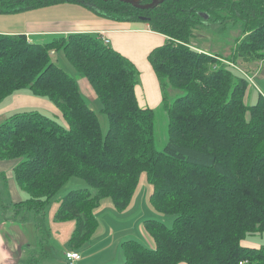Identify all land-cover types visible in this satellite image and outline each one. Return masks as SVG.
<instances>
[{
	"label": "trees",
	"instance_id": "obj_1",
	"mask_svg": "<svg viewBox=\"0 0 264 264\" xmlns=\"http://www.w3.org/2000/svg\"><path fill=\"white\" fill-rule=\"evenodd\" d=\"M62 3L141 21L166 36L147 54L167 115L166 143L157 150L155 111L137 102V68L100 35L33 42L0 33V101L26 91L47 98L64 121L24 110L0 123V160L13 162L14 181L27 194L13 208L43 214L71 177L81 178L96 193L69 191L55 214L56 221H73L67 245L77 252L98 227L100 202L110 198L123 211L145 172L151 206L174 215L173 224L143 220L155 247L124 240L120 264H264V245L244 244L264 233V96L247 102L249 80L237 66L264 60V0H160L148 9L117 0H0V14ZM204 22L218 23L216 32L239 26L228 57L190 46ZM60 49L101 103L104 136L76 80L52 60ZM169 89L181 95L170 100Z\"/></svg>",
	"mask_w": 264,
	"mask_h": 264
},
{
	"label": "crops",
	"instance_id": "obj_2",
	"mask_svg": "<svg viewBox=\"0 0 264 264\" xmlns=\"http://www.w3.org/2000/svg\"><path fill=\"white\" fill-rule=\"evenodd\" d=\"M62 4L54 5L55 7L50 6L11 14H0V22L9 23L4 27H0V33L24 34L28 40L33 42L41 41L46 37L66 36L70 33L100 35L103 41L107 40L110 47L126 56L137 68L138 83L135 85L134 91L139 106L152 109L159 107L162 104V92L153 69L147 60V54L153 48L162 45L166 40V36L152 31L148 24L141 21L114 20L99 16L93 11H89L79 18L68 15L69 13L84 12L80 5L75 8L70 7L71 9L67 13L62 11L64 16L56 17V14L60 12L54 10L64 9V6H61ZM89 88L93 93L90 86ZM6 100L10 101L0 108V123L9 116L7 114L10 113L9 111H15L12 109L26 105L21 104L23 101L25 103L28 101L44 104L49 110H56L55 114L58 115L57 109L51 103L25 93L13 94L11 97H7ZM2 101H0V104ZM12 167V161L0 160V190L3 188L5 191L3 199L0 191V264H26L32 260L35 261L34 264H68L69 261L66 256L61 254L60 250H57L55 245L49 239H45L44 234L41 233V228L43 230L41 221H38V226L41 227L38 234L37 222L31 213H25L24 210L16 211L13 208V203L24 198L23 191L19 189L14 181L11 172ZM102 201L94 210L98 227L90 240L77 251L80 258L74 261V264H119L124 260L120 246L121 242L128 239L138 241L144 239L142 222L153 216L151 211L148 209H145V212L142 210L137 211L136 205L135 209L128 207L127 210L125 208L123 211L118 212L114 210L115 208L113 209L114 206L112 207L108 201L104 202V206H107L106 210L104 208L99 209L101 203H103ZM35 214L38 218H45L44 213ZM125 216H131L132 221L126 220ZM103 221L106 223L112 222L113 226L115 224L120 226L105 228ZM57 222H54L53 225L64 224L61 221ZM73 227L74 223L68 226L67 232L72 231ZM59 228L64 229V226L59 225ZM70 234L71 232L65 236L64 240L66 242ZM244 244L258 246V244L246 241H244ZM38 245H41L42 249L46 251L37 254L36 248Z\"/></svg>",
	"mask_w": 264,
	"mask_h": 264
},
{
	"label": "rangeland",
	"instance_id": "obj_3",
	"mask_svg": "<svg viewBox=\"0 0 264 264\" xmlns=\"http://www.w3.org/2000/svg\"><path fill=\"white\" fill-rule=\"evenodd\" d=\"M79 5L80 4L63 3L61 6H64L65 10L63 8H61V10H54L55 12H60V13L56 14V17L64 16L65 12L67 13L68 11H70L71 8H75ZM80 7H82V10L84 12H82V13L78 12L76 14L69 13L68 15L69 16H77L79 18V17L84 16L85 13H88L89 11H93L85 5H80ZM57 9H59V8H57ZM62 11H64V13ZM8 24H9L8 22H0V27H4V25H8ZM220 28H221V26L218 25V23L204 22L203 24L199 25L194 30V36L190 41V46L192 48H195V49H200L201 51H206V52H209L212 54H220L223 57H228L229 54L232 52L234 39L236 37L240 36V28L238 25L227 24L226 28L224 30L216 32V29H220ZM43 40L41 39V41H34V42H48V41L52 40V37H46ZM51 57H52V60L60 68H62L65 72H67L70 76H72L76 80L78 87H79V90H80L81 94L83 95L84 99L86 100L87 104L97 114L98 119H99V123H100L101 133L104 136L107 132V129H108V118L104 113H102L100 111L101 103L99 102V100L97 98H95L94 94L91 93V90L88 86V83L86 82L84 77L77 74L75 68L69 62V60L66 57L65 53L63 52V50H61V49L60 50H54ZM237 66H238V69L240 71H242L243 74H245V76H247V78L249 80V87H248V91H247V102H249L251 104L257 98L258 93H261L264 96V60H260V61L248 64V65H245V64L239 62L237 64ZM168 91H169L168 94H169L170 100H173L176 97L181 95V92L178 90L169 89ZM21 93L28 94L31 97H37L39 99H45L47 102L51 103L47 98L34 96V95H32L26 91H23V92H20L17 94H21ZM161 95H162V93H161ZM6 99L4 101H2V103L0 104V108L7 105V103L10 101V100H6ZM21 104H26V105H23V107H20V108L12 109L15 111H9L10 113H7V114L10 115L14 112H20V111H24V110H38L41 113H43L47 116H50V117L54 118L55 120H57L58 122L64 124V121L62 120L61 116L55 114L56 110L51 111L44 104H38V103H34V102L31 103L28 101H26V103L23 101ZM51 105H52V103H51ZM154 111H155V146H156L157 150H162L165 143H166V138H167V115H166L165 111L163 110L161 104L159 107L154 108ZM11 176H12V173H11ZM0 188H1V186H0ZM85 188L88 189L92 193V195L96 193V190L94 188L88 186L81 178L71 177L63 185V187H61V189L50 199L49 203L47 204V206L45 207V210H44V217L45 218H38L37 216H35L36 212H34V211L24 210V211H26L25 213L30 212L31 215L34 217L35 221L37 222L36 224H37V233L38 234H39V229L41 228L38 226V221H41L40 223L43 225V230H42V228L40 230L41 233L44 234L45 239H49L55 245L56 249L60 250L61 254H63V255L66 254L65 253L66 251H70L68 248L67 242L64 239H65L66 235H68L70 232H72V231L67 232V228L69 225H71V224L73 225V221H66V222H62L64 224L53 225L54 222H57L55 220V214H56L58 206L60 204V200L69 191L78 190V189H85ZM151 190H152V187L146 179V173L142 172L139 175L137 187L135 189L133 197H132L130 203L128 204L127 208L128 207L134 208L137 205V209H138L137 211L142 210L145 212V209H148L149 211H151V214H153V216L149 217V218L161 221L167 227H171L173 224L174 215L158 212L151 206L150 201H149ZM0 191H1V196L3 199L4 195H5V191L3 190V188ZM22 193H23V198L27 197V194L25 192H22ZM105 201H108L113 207V204H112L110 198H105L102 201L103 203H101V206L99 209L104 208V210H106L107 206L106 205L104 206ZM127 208L125 210H127ZM113 209H114V207H113ZM124 218H126V220L128 219L129 221H132L131 216H125ZM58 222H60V221H58ZM59 225H61V227L63 225L64 229H60ZM104 225H105L104 226L105 228H112V226H113L112 222H108V223L104 222ZM118 226H120V225L115 224V226H113V227L115 228ZM140 230H141V228H140ZM142 233L144 235V239H140V241H138V240H136V241L140 242L141 244H143L147 248L153 249L155 247L153 238L144 230L143 227H142ZM47 236H48V238H47ZM245 241L251 242L253 244L264 245V233L251 235V236L247 237V239ZM36 251H37V254H42L43 251H46V250L42 249L41 245H38V247L36 248ZM26 264H31V262L29 263V261H28ZM33 264H34V262H33Z\"/></svg>",
	"mask_w": 264,
	"mask_h": 264
},
{
	"label": "water",
	"instance_id": "obj_4",
	"mask_svg": "<svg viewBox=\"0 0 264 264\" xmlns=\"http://www.w3.org/2000/svg\"><path fill=\"white\" fill-rule=\"evenodd\" d=\"M117 1H121L124 3H128L136 8H140V9H148V8H152L154 5H156L160 0H149L148 3L146 4H141L140 0H117ZM203 15V14H201ZM204 18H207V16L203 15Z\"/></svg>",
	"mask_w": 264,
	"mask_h": 264
},
{
	"label": "built area",
	"instance_id": "obj_5",
	"mask_svg": "<svg viewBox=\"0 0 264 264\" xmlns=\"http://www.w3.org/2000/svg\"><path fill=\"white\" fill-rule=\"evenodd\" d=\"M104 42L107 43V40H104ZM65 256L67 260L69 261L68 264H74V261L80 258V254L76 251H68L66 252Z\"/></svg>",
	"mask_w": 264,
	"mask_h": 264
}]
</instances>
